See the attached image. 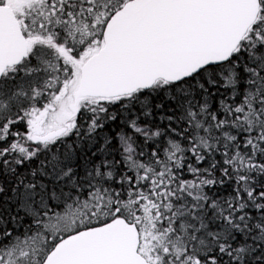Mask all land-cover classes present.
Returning <instances> with one entry per match:
<instances>
[{"label": "snow or ice", "instance_id": "snow-or-ice-1", "mask_svg": "<svg viewBox=\"0 0 264 264\" xmlns=\"http://www.w3.org/2000/svg\"><path fill=\"white\" fill-rule=\"evenodd\" d=\"M0 264H264V0H0Z\"/></svg>", "mask_w": 264, "mask_h": 264}]
</instances>
